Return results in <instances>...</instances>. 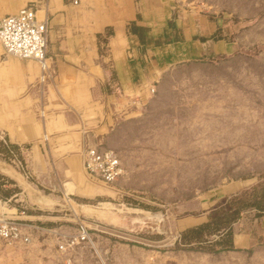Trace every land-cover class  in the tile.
<instances>
[{
  "label": "rangeland",
  "instance_id": "1",
  "mask_svg": "<svg viewBox=\"0 0 264 264\" xmlns=\"http://www.w3.org/2000/svg\"><path fill=\"white\" fill-rule=\"evenodd\" d=\"M103 2L108 7L117 3ZM130 2L137 6V0ZM148 6L153 12L147 18L151 22L156 17L150 23L156 35L149 38V31L143 32L138 50L125 42L124 25L122 41L113 39V23L94 33L89 14L68 23L64 34L58 22L50 27L48 54L97 44L98 54L88 60V69H55L47 86L48 94L49 87L57 90V100L48 98L46 104L62 110L68 124L77 123L81 143L69 148L70 136H63L52 156L40 135L19 144L0 127L10 143L0 139V212L3 206L8 212L16 209L19 217L43 226L71 225L82 217L99 245L109 248L108 264H264V235L255 231L257 248L237 255L225 248L241 213L257 217L255 224L264 221V0H158L157 7ZM77 7L71 11L75 16L95 9L91 4L86 11ZM61 10L50 13L49 20ZM200 13L221 23L209 36L207 49L167 59L165 50L171 45L164 35L174 17L187 23L190 14ZM193 43L179 47L196 48ZM107 48L126 60L118 75L111 58L103 56ZM19 87L17 75L0 72L2 98L15 101L30 91L20 92ZM85 93L82 107L76 98ZM57 101L62 108L51 105ZM2 104L5 119L20 125L22 112ZM85 133L119 153L123 172L114 182L84 170ZM34 141L43 154L37 159L42 177L31 165ZM91 185L98 194L72 193ZM200 213L207 215L208 224L197 232L191 227L199 224L190 223L199 218L183 217ZM223 225L230 229L213 230ZM13 248L0 247V264H28L24 253L38 259L35 251Z\"/></svg>",
  "mask_w": 264,
  "mask_h": 264
},
{
  "label": "crops",
  "instance_id": "2",
  "mask_svg": "<svg viewBox=\"0 0 264 264\" xmlns=\"http://www.w3.org/2000/svg\"><path fill=\"white\" fill-rule=\"evenodd\" d=\"M29 1L32 0H0V14L16 12L22 5L28 3ZM36 1H38V16L41 17L47 15L48 18V40L51 34L50 27H54V24H57V22L59 24L58 31L64 34L67 31L68 23H71L73 21L76 22V20L82 21V19L85 18L84 16H87L88 14L90 15V17L87 21L89 25L92 24L91 29L95 30L94 33H99V31L103 30L105 26L110 23H113L116 26V33L115 37L113 38L115 41L123 40L124 37L122 26L124 25L126 29L125 42H132L137 50L139 49V47L136 44H143L145 38V34L143 35V32L145 33L146 31H149V38H154L156 35L153 31L154 28L150 24L151 22L155 21L156 17H152V21L150 22V19H148L147 16L148 14H152L153 12L151 11L148 5L154 4V7H157L158 0H137V6L134 8L131 6L130 0H116V5L110 4L109 7L107 6V3L105 4L103 2L105 0H78L77 3H74L71 0H46L44 4H41L40 0ZM87 4L95 6V9H87V13L79 14V16H75L72 14L71 11L74 5L78 6L76 8L78 11H81V9L86 11L85 7L87 6ZM57 9H62L58 17L55 16L51 20H49V14ZM184 22L185 19H179L176 16L173 19L174 25L169 26L166 29V33L164 35V37H167L168 40L166 44L171 45L169 50H165L168 55L167 59L169 58V55H184L187 52L191 51H197L198 53L203 52L204 48L207 49L208 45L206 44L210 40L209 36L216 30V27L221 26L220 22L217 23V20L210 19L208 15L202 13L197 15L190 14L187 17V23ZM203 37H206L205 41L201 40V38ZM216 41H220V39ZM191 42H194L193 44H195L196 48L192 47V49L185 50L183 49L184 47H182L180 49L179 44L183 45L185 43L189 44ZM202 43L205 44V46L199 45ZM219 47H223L222 43H219ZM106 51L107 53L103 54V56L105 58H111V60L113 61L114 68L116 69L118 75L120 69L125 68L126 60H122L120 54H118L117 56V53L119 52L116 53L111 50L109 51V48H107ZM97 54V44L95 45V47H93L92 44L89 46V48L85 46H75L71 50L64 49L49 53L46 62L49 63L48 70L50 76L43 82H41L39 79L44 71L37 61L32 59H19L16 57L4 56L2 61H0V72L13 73L17 75L19 77L20 92H23L24 90H26L27 87H29L28 89H30V91L28 90V93L31 94V96L33 97L35 111L40 117V119L37 118L34 110L32 109V107H30L31 98L28 93L25 96H22L19 100L10 102L7 100V98H2L0 95V101L3 102L2 106H6L7 108L9 107V109L14 108L17 112H22V114L20 113L21 116L19 115L21 121L20 125H15L14 123H11L10 121H7L5 119L6 114H4L5 112L0 106V127H4L5 129H7L11 142L20 144L25 140L33 139L40 135V137L45 140L44 143L46 145L47 152L50 150L49 153L51 155L53 154L54 156L56 155V151L59 149V145L57 143L60 140H58L57 142L56 140L62 138L63 136H70L68 144L66 142L69 148L77 144L79 141L81 143V134L77 127V123L68 124L64 120L62 110H54L51 108L50 104H46L48 98L51 101L57 100V90L55 91L54 89L49 87L48 94L47 86L49 84V80L51 79V77H53L55 69H57V71H67L69 68H74L77 70H86L90 67V62H88V60H93L95 55L97 56ZM114 55H116L117 57L114 58ZM22 60L28 61L23 62ZM118 81L120 82V78L118 79ZM67 85L68 84H65L62 88V90L64 91L63 93L65 95H67L68 93ZM11 93L12 90L9 89V95ZM87 95L88 94L85 93L83 98H76L77 104L79 105L80 103H82L80 106L83 107ZM51 105L58 108L63 107L62 103L59 101H57L56 103L52 102ZM39 111H41L43 115L40 114ZM79 114L80 116L82 115V113ZM55 130L59 132L58 134L60 135L53 134ZM60 145H64V143L62 142ZM41 155L43 154L39 148V145L37 141H34L31 146L30 159L33 170L35 173H37L39 177H42L44 175L39 169L40 163L37 162V159H39ZM34 167H36L37 170L34 169ZM67 184L69 186L72 185L71 182H67ZM25 185L27 186V183H25ZM74 191H76V193L72 192L73 194H79L82 196L98 194L96 193L98 191L97 186L93 185L87 187V189H74ZM12 209L13 208L9 209L6 207V210ZM4 211L5 207L3 206L2 212ZM188 216L199 218L198 221L190 223V225L200 224L207 219V215L204 213L191 214L184 216L183 218ZM256 221L257 217L251 219L247 214L244 215L243 213H241V216L238 217L237 220L232 223L233 232L231 235L230 243L226 245L225 248L227 250H234L235 255L243 254V252H248L249 249L252 247L257 248V242L254 241L255 234L253 232L255 231L257 233L256 236L260 234L264 235V221L262 220L259 225L258 223L255 224ZM184 224L185 226L189 225V223Z\"/></svg>",
  "mask_w": 264,
  "mask_h": 264
},
{
  "label": "built area",
  "instance_id": "3",
  "mask_svg": "<svg viewBox=\"0 0 264 264\" xmlns=\"http://www.w3.org/2000/svg\"><path fill=\"white\" fill-rule=\"evenodd\" d=\"M37 10L38 1L32 0L16 12L0 14V44L1 54L4 56L37 61L44 71L39 79L43 82L50 76L49 63L46 62L49 27L47 15L40 17ZM93 135L85 133L83 137V168L92 177L112 183L123 172L120 155L115 149L96 141ZM0 139L10 146L2 131ZM9 150L14 154L13 148L9 147ZM6 201L4 200V203ZM16 214V209L13 212H0V247L10 246L14 247L13 249L35 251L38 258L35 260L29 253H24L28 264H108L111 261L109 248L105 249L99 245L89 230L90 225L82 217L77 218L71 225L59 223L43 226L31 223L30 219L21 218ZM37 240L40 245H36Z\"/></svg>",
  "mask_w": 264,
  "mask_h": 264
},
{
  "label": "trees",
  "instance_id": "4",
  "mask_svg": "<svg viewBox=\"0 0 264 264\" xmlns=\"http://www.w3.org/2000/svg\"><path fill=\"white\" fill-rule=\"evenodd\" d=\"M236 212L238 213L239 211L236 210ZM207 224H208V221L202 222L199 225L191 227V228L197 230V232H198V231H201V229H203V227L206 226ZM220 229H224V230L228 231L230 229V225H227V226L223 225V226H220V227H215L213 230L219 231ZM215 231H213V232H215ZM210 233H212V232H210ZM197 235L200 236L199 234H197Z\"/></svg>",
  "mask_w": 264,
  "mask_h": 264
},
{
  "label": "bare ground",
  "instance_id": "5",
  "mask_svg": "<svg viewBox=\"0 0 264 264\" xmlns=\"http://www.w3.org/2000/svg\"><path fill=\"white\" fill-rule=\"evenodd\" d=\"M38 14V13H37ZM17 58V57H16ZM20 59V58H19ZM80 192V191H79ZM81 194V193H80ZM83 194V193H82ZM85 194V193H84Z\"/></svg>",
  "mask_w": 264,
  "mask_h": 264
}]
</instances>
